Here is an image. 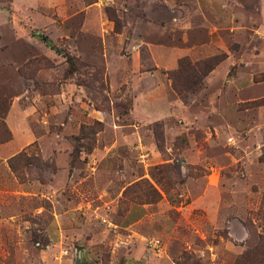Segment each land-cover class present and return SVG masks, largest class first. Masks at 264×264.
Wrapping results in <instances>:
<instances>
[{"label":"rangeland","instance_id":"obj_1","mask_svg":"<svg viewBox=\"0 0 264 264\" xmlns=\"http://www.w3.org/2000/svg\"><path fill=\"white\" fill-rule=\"evenodd\" d=\"M245 2L0 0V264H264Z\"/></svg>","mask_w":264,"mask_h":264},{"label":"trees","instance_id":"obj_2","mask_svg":"<svg viewBox=\"0 0 264 264\" xmlns=\"http://www.w3.org/2000/svg\"><path fill=\"white\" fill-rule=\"evenodd\" d=\"M241 2L247 7H249V8H251L252 7V5H247L246 4V2H245V0H241ZM207 64V63H206ZM207 67H206V70L204 71V73H203V75H205L208 71H210L211 69H212V67H213V65H210L209 63L206 65ZM10 165L12 166V168L13 169H15V167H14V165H13V163L12 162H10Z\"/></svg>","mask_w":264,"mask_h":264}]
</instances>
